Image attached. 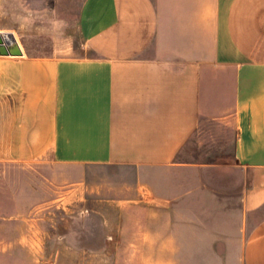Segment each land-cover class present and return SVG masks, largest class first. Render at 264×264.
Segmentation results:
<instances>
[{
    "label": "crops",
    "instance_id": "0c3cea01",
    "mask_svg": "<svg viewBox=\"0 0 264 264\" xmlns=\"http://www.w3.org/2000/svg\"><path fill=\"white\" fill-rule=\"evenodd\" d=\"M72 31L69 55H0V160L110 198L81 218L110 264H264V0H82ZM202 118L229 149L178 159Z\"/></svg>",
    "mask_w": 264,
    "mask_h": 264
},
{
    "label": "rangeland",
    "instance_id": "374dc122",
    "mask_svg": "<svg viewBox=\"0 0 264 264\" xmlns=\"http://www.w3.org/2000/svg\"><path fill=\"white\" fill-rule=\"evenodd\" d=\"M81 2L0 0V33H12L29 56L69 55V45L79 42L72 38V26ZM231 135L221 122L202 118L178 159L211 161L229 149ZM105 199L110 200L46 157L0 160V218L19 216L21 221L5 226L0 219V243L16 235L23 240L21 245L0 244V258L10 264H110L113 246L94 243L95 224L85 235L81 221L86 207L103 205Z\"/></svg>",
    "mask_w": 264,
    "mask_h": 264
},
{
    "label": "water",
    "instance_id": "95a60500",
    "mask_svg": "<svg viewBox=\"0 0 264 264\" xmlns=\"http://www.w3.org/2000/svg\"><path fill=\"white\" fill-rule=\"evenodd\" d=\"M23 54L24 52L12 33H0V55L21 56Z\"/></svg>",
    "mask_w": 264,
    "mask_h": 264
},
{
    "label": "bare ground",
    "instance_id": "6f19581e",
    "mask_svg": "<svg viewBox=\"0 0 264 264\" xmlns=\"http://www.w3.org/2000/svg\"><path fill=\"white\" fill-rule=\"evenodd\" d=\"M10 40H12V39L10 38Z\"/></svg>",
    "mask_w": 264,
    "mask_h": 264
}]
</instances>
